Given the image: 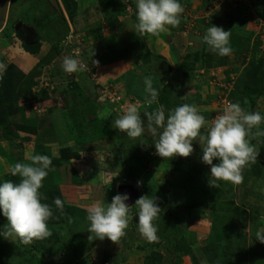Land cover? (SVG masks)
<instances>
[{
	"label": "rangeland",
	"instance_id": "374dc122",
	"mask_svg": "<svg viewBox=\"0 0 264 264\" xmlns=\"http://www.w3.org/2000/svg\"><path fill=\"white\" fill-rule=\"evenodd\" d=\"M70 1L69 10L64 0H0V61L18 65L26 74L23 87L31 90L11 116L12 130L0 129V180H10L17 161L29 163V155L41 154L39 145L47 144L41 151L52 156L61 147L79 155L69 163L75 174L55 180L61 179L64 202L74 210L66 222L49 225V237L55 233L60 241L47 237L26 245L0 237V264H201L203 258L208 264H264V243L254 238L264 227V145L241 184L220 181L216 188L209 184L211 166L202 162L198 141L188 157L163 158L149 132L133 139L113 127L130 104L140 114L158 106L145 105L147 75L161 89L159 104H195L209 122L222 111L225 96L239 101L236 82L247 77L251 58H264V0L258 6L252 0H180V25L159 36L134 31V0ZM211 25L241 37L239 51L225 65L203 64L207 45L200 38ZM76 50L89 66L78 79L61 68V57ZM140 52L151 54L150 61L142 62ZM42 88L48 98L40 101ZM243 108L264 113V95ZM136 180L141 189L135 201L156 196L162 209L159 239L142 237L135 202L128 200L134 218L126 235L118 243L94 234L89 240L87 208L97 200L110 203L122 193L120 185ZM5 223L0 213V230Z\"/></svg>",
	"mask_w": 264,
	"mask_h": 264
},
{
	"label": "clouds",
	"instance_id": "9594fccd",
	"mask_svg": "<svg viewBox=\"0 0 264 264\" xmlns=\"http://www.w3.org/2000/svg\"><path fill=\"white\" fill-rule=\"evenodd\" d=\"M134 2V31L140 36H159L167 32L169 26L178 27L184 18L185 10L180 0ZM122 3L127 5L128 0H122ZM200 39L207 45L208 51L219 56H228L234 51L231 31L221 26H209ZM7 67L4 61H0V81H3ZM61 68L66 74H76L75 79L80 73L89 71L88 64L79 56V50L75 54L63 55ZM143 85L145 105L158 106L144 112L145 123L137 105L130 104L113 121L114 128L133 139L149 132L157 154L163 158L188 157L194 151L193 141H198L202 146V162L211 166L210 186L218 188L220 181L234 185L243 182L244 170L257 161L260 147L264 145V140L258 139L264 137V129L260 127L264 124V113L248 111L239 101H230L209 122L195 104L183 103L173 108L159 104L161 89L154 85L151 75L143 77ZM202 129H206V132H202ZM28 160L29 163L17 161L11 167V174L19 177V182L0 180V213L7 218V224L0 230V237L19 240L26 245L49 237V221L54 218L53 206L44 202L46 198L40 191L52 168V159L45 154H31ZM136 181L133 184L140 189ZM128 200L129 194L117 193L110 203L97 200L87 208L89 240H93L94 234V239L103 241L107 238L118 243L126 235L129 223L134 218L133 206L126 203ZM54 205L63 211L64 201L60 197L54 200ZM135 206V217L138 216L136 226L140 234L149 242L157 241L159 226L156 221L162 211L157 197L141 196L135 201ZM254 238L264 243V227L256 230ZM201 264H208L207 259L203 258ZM216 264H220V261L217 260Z\"/></svg>",
	"mask_w": 264,
	"mask_h": 264
},
{
	"label": "trees",
	"instance_id": "16d2710c",
	"mask_svg": "<svg viewBox=\"0 0 264 264\" xmlns=\"http://www.w3.org/2000/svg\"><path fill=\"white\" fill-rule=\"evenodd\" d=\"M105 1L106 0H103L102 2L99 1V3H104ZM260 1L261 0H252L253 2L252 5L258 6ZM64 2L66 6L68 7V9L70 10L71 1L64 0ZM70 15L72 18L74 17L73 13ZM224 29L230 31L227 28H224ZM231 35H232L231 45L233 47V50L235 52L239 51V48L241 47L240 45L241 37L239 35H234L233 33H231ZM255 44L253 47L254 50H256ZM97 48L98 50L95 49L94 51L95 56H98L103 46L100 44V46H97ZM32 49L35 50V47H32ZM140 55H141L140 60H142V62L150 61L151 54L140 52ZM217 56H218V61L215 63L214 59ZM204 57H205V60L203 64L206 65L207 67L225 65L227 61V56H219L215 53H212L207 50V46L204 52ZM195 59L198 61L202 60L200 59L199 55L196 56ZM188 60H189L188 58H186V60L182 59L181 62H182L183 69L188 68L189 62H190ZM249 64H250V68H249L247 77L245 79H240L235 84L238 90L242 93L241 96L239 97V102L241 103V106L243 107L246 106L249 101L255 103V101L260 96L264 95V58L263 57L257 58L254 56L253 58L250 59ZM166 66H169V65H166ZM25 78H26V74L24 73V71L18 65L14 63H10L7 67V71L3 78V81H0V129L3 130L4 132H9L12 130L11 116L12 114H16L17 112H19V109H20L19 100L31 94L30 89L28 90L23 87ZM73 80L75 81V79ZM45 98H48L47 90L42 88V96L39 98V100L42 101ZM141 106L144 107V105H140V109L142 108ZM146 111H151V109H148ZM144 112L142 111L143 115L141 113V116L142 118L145 119V123H146V117H144ZM16 127L20 130L26 128L24 125H16ZM45 146H47V144L39 145L38 150L41 152V154L49 155L51 157L52 168L49 171L48 176L43 181V187L40 189V191L44 194L46 198L44 202L49 203L50 205L53 206L54 218L49 221V225H52V224L62 223L64 221L66 222L69 214H71L72 212L74 213L73 208L66 205L65 202H64L63 211L61 212L59 209L55 207L54 200L57 197H60L61 200L64 201L63 193L61 191L59 182L64 177H67L68 174L69 175L75 174L76 172L75 167H70L69 163L72 159L78 158L79 155L69 147H61L59 156H52L51 153L47 154L46 152L41 151L43 150L42 148ZM57 178H61V179H59L55 183V180ZM10 180L14 182H19V177L13 176L10 173ZM49 238L51 239V241H54V242L60 241L58 235L55 233H53V236ZM35 241H39L40 243H42L44 240H35ZM106 253L108 254V251H106L105 254ZM145 258L149 259L150 256L148 255Z\"/></svg>",
	"mask_w": 264,
	"mask_h": 264
},
{
	"label": "water",
	"instance_id": "95a60500",
	"mask_svg": "<svg viewBox=\"0 0 264 264\" xmlns=\"http://www.w3.org/2000/svg\"><path fill=\"white\" fill-rule=\"evenodd\" d=\"M21 23H18L16 26L17 29L20 26ZM119 192L127 193L129 194V200H133L132 202H135V199L139 196L140 190L137 186H135L133 183L129 184H122L118 187ZM129 204V202H127Z\"/></svg>",
	"mask_w": 264,
	"mask_h": 264
},
{
	"label": "built area",
	"instance_id": "2783aa9c",
	"mask_svg": "<svg viewBox=\"0 0 264 264\" xmlns=\"http://www.w3.org/2000/svg\"><path fill=\"white\" fill-rule=\"evenodd\" d=\"M233 83H234V80L232 79L231 81H229L228 82V85L230 86H232L233 85ZM222 101H223V105H225L226 103H228V102H233V100L231 99V98H229V96H225L224 97V99H222ZM138 182H139V184H138ZM136 184L139 186V185H141V180H137L136 181Z\"/></svg>",
	"mask_w": 264,
	"mask_h": 264
},
{
	"label": "crops",
	"instance_id": "0c3cea01",
	"mask_svg": "<svg viewBox=\"0 0 264 264\" xmlns=\"http://www.w3.org/2000/svg\"><path fill=\"white\" fill-rule=\"evenodd\" d=\"M256 20H254V22H255ZM261 21V26L263 25L264 26V20H260ZM258 28H256V30H257ZM255 32V31H254ZM255 41V40H254ZM249 43H251V41H249ZM252 43H253V41H252ZM253 45H254V43H253ZM251 48H252V46H251ZM250 59V58H249ZM263 162H264V160H263Z\"/></svg>",
	"mask_w": 264,
	"mask_h": 264
}]
</instances>
